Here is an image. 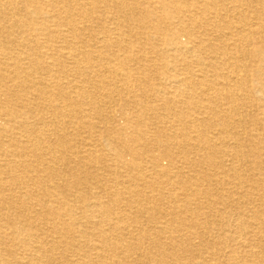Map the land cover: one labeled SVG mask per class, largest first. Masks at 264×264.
I'll list each match as a JSON object with an SVG mask.
<instances>
[{
	"label": "bare ground",
	"instance_id": "6f19581e",
	"mask_svg": "<svg viewBox=\"0 0 264 264\" xmlns=\"http://www.w3.org/2000/svg\"><path fill=\"white\" fill-rule=\"evenodd\" d=\"M0 122V264H264V0H0Z\"/></svg>",
	"mask_w": 264,
	"mask_h": 264
},
{
	"label": "rangeland",
	"instance_id": "374dc122",
	"mask_svg": "<svg viewBox=\"0 0 264 264\" xmlns=\"http://www.w3.org/2000/svg\"><path fill=\"white\" fill-rule=\"evenodd\" d=\"M138 2H139V0H138ZM253 46L251 45L250 46V48H252ZM158 63V62H157ZM152 66V65H151ZM159 65H156V67H150V68H148V66L147 65H144V66H142L143 67V69H141V70H138L137 68L138 67H136V66H133V67H135V68H132L131 70H132V72H134V74L135 75H140L141 74V72H143V73H146V74H150L151 76H152V78L150 79V81H152V82H160V83H164L165 81H166V79L168 78V76H171V74H173L174 73V71H171V73H169V74H165V73H162V71H161V69L158 67ZM141 67V68H142ZM170 72V71H169ZM179 72H182L181 70H179ZM83 74H84V76L85 77H88V78H90L91 77V75L92 74H90V71L88 72V70H83ZM86 86H88V87H91V85L90 84H85ZM87 87V88H88ZM88 91H91V93H93L92 91H94V89H92V88H89L88 89ZM94 94H96L95 93V91H94ZM115 97H117V96H114V97H112L111 98V100L108 102V104H103V109H102V113H103V115L104 116H109V117H111V118H114V121L116 122V123H118V125H120V126H123V124H122V116L124 115V114H128V112H129V109H122L121 110V108L118 106V104L115 102ZM110 104V105H109ZM113 105V106H112ZM113 107V108H112ZM35 108V107H34ZM107 109V110H106ZM107 111V112H106ZM109 111V112H108ZM118 117V118H117ZM120 117V118H119ZM120 119V120H119ZM249 123H251V121H248ZM1 123V122H0ZM80 136H82L83 135V137H84V135H90V133H89V131H87V132H85V133H82V135L81 134H79ZM86 143L88 144V141L89 142H92V141H94V140H92L91 138H90V136H89V138H88V136H86ZM93 144H95V142H93ZM92 144V145H93ZM78 145V144H77ZM82 147V146H81ZM83 148V147H82ZM98 149H100V147L98 148ZM106 150V149H105ZM100 151H101V149H100ZM107 151V150H106ZM105 151V152H106ZM107 153H109L108 151H107ZM107 153H106V158H108V156H107ZM156 153H158V151H156ZM105 154V153H104ZM126 159H127V161L129 160L128 158H129V156H126L125 157ZM78 160V159H77ZM97 162V161H96ZM98 162H99V165H97L96 167H94L93 166V162H91L90 164L89 163H87L86 165H85V162L83 161V164H84V167H86V169H84V170H86V171H84L82 174H81V176L82 177H80V178H78L79 180H82L84 183H82V184H85L86 183V185H83V187H84V189L83 190H91V192L93 191V192H98L99 193V191H100V189L102 188V184H106V185H109V184H112L113 183V179L115 178V176L117 177V178H120V179H123V180H125V178H126V176H123V175H126V173L125 172H123L122 170L121 171H118L119 173H121V174H119L118 172H113L112 174L111 173H108V172H105V170L104 169H101V164H100V160H98ZM97 162V163H98ZM160 162L163 164V165H166L168 162H166V160H164V159H160ZM97 163H95V165L97 164ZM144 163V162H143ZM83 164L81 163V161L79 162V164H78V166H83ZM89 164V165H88ZM148 164V163H147ZM149 165V164H148ZM89 166V167H88ZM90 166H92V167H90ZM98 166H100V167H98ZM91 168V169H90ZM98 168V169H97ZM87 169H88V171H87ZM95 170V169H97V170H95L96 171V173L94 174V175H92L93 173H92V171L93 170ZM100 172H99V171ZM90 171V172H89ZM86 172H87V174H86ZM90 174H89V173ZM123 172V173H122ZM68 173V174H67ZM62 174H63V176H65L66 178H70V179H72V177H71V174H70V172L68 171V172H62ZM99 174V175H98ZM107 174V175H106ZM109 175H112V176H109ZM120 175H121V177H120ZM83 176H85V177H83ZM89 176H90V179H89ZM93 178H92V177ZM99 176H100V178H99ZM110 177H112L111 179H110ZM83 178L84 179H89V180H83ZM110 180H109V179ZM94 181V183H93V181ZM98 179H102L101 181L100 180H98ZM91 180V181H90ZM109 182H108V181ZM106 181V182H105ZM92 182V183H91ZM99 182H100V184H99ZM94 184V186H92ZM95 184H96V186L97 187H95ZM89 186H91V187H89ZM100 186V188H98ZM89 187V188H88ZM79 191V190H78ZM164 192H166V189L164 190ZM104 195V194H103ZM103 199H105V198H103ZM78 202V203H77ZM76 203H77V205H81V204H83V201H81V200H78ZM162 202H164L165 203V206L168 208V207H170L171 205H173L172 203H169V202H167V201H162ZM177 203H182V201H178ZM134 205V207L133 208H135L136 209V212L134 211L135 209H133V208H131L133 211H134V213H135V215H137L138 216V221L136 222V223H134V222H132V223H134L133 225H134V227H135V229H139V230H141V229H143L144 230V232L146 233H149V234H151L150 236H155V232L157 231V223H153V222H149V220H146L145 218H147V216L149 215V213L151 214V213H155V210H154V208H155V206H156V204L155 203H152V202H148L147 203V205H144L145 207H143V206H137L136 207V204H133ZM146 206H148L150 209H147L146 208ZM193 208H195L194 206H192ZM125 208H129V207H125ZM146 208V209H145ZM156 209V208H155ZM131 210V211H132ZM141 212H143V213H141ZM78 214H79V212H78ZM133 214V213H132ZM143 214H145V215H143ZM187 213H185L184 214V217H186V220H190L189 219V217L186 215ZM210 223V224H209ZM126 224V223H125ZM138 224V225H137ZM127 225V224H126ZM136 225V226H135ZM206 225L207 226H210V227H212L213 226V221H211V222H203L200 226H204V227H206ZM137 226H138V228H137ZM127 231L129 232L131 229H133V227L130 225V222L128 223V225H127ZM154 227V228H153ZM175 227V226H174ZM183 228V227H182ZM211 228H209L208 230H207V232H204L205 230H204V228H197L196 230H195V232H192V234H191V237H192V239L193 240H195V241H199V238L198 237H195V238H193V236H194V234H196L197 232L198 233H200L201 235H204L203 234V232L207 235H209V233L211 234L212 233V231H209ZM203 230V231H202ZM190 232H188L187 230H181L179 233L178 232H176V234L174 235L175 237L176 236H178V237H181V236H186V235H188ZM135 235H131V237L129 236L128 237V235H122V239H124L125 241H127V242H131V240L133 239V237H134ZM210 236V235H209ZM208 239H210L211 240V237H207ZM89 241V240H88ZM133 241V240H132ZM152 243L151 244H148L147 242L144 244V248H146V247H148V248H152ZM144 253H146V252H144ZM135 254V253H134ZM137 255L136 256H139L140 255V251H138V253H136ZM139 254V255H138ZM141 254H143V252L141 253ZM200 256L199 257H202V256H205L206 254H205V252H202L201 251V253L199 254ZM55 256H62V251H57L56 253H55ZM88 258V257H87ZM86 258V259H87ZM89 259H87L86 261L87 262H89L88 261ZM61 261V257L60 258H58V261H57V263L56 264H61L62 262H60ZM87 262H82V263H87ZM9 263H14V261H13V259H10V262Z\"/></svg>",
	"mask_w": 264,
	"mask_h": 264
}]
</instances>
